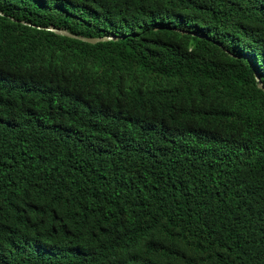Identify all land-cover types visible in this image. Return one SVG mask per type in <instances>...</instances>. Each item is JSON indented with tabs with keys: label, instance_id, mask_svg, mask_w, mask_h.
<instances>
[{
	"label": "trees",
	"instance_id": "obj_1",
	"mask_svg": "<svg viewBox=\"0 0 264 264\" xmlns=\"http://www.w3.org/2000/svg\"><path fill=\"white\" fill-rule=\"evenodd\" d=\"M254 71L264 0H0V264H264Z\"/></svg>",
	"mask_w": 264,
	"mask_h": 264
},
{
	"label": "water",
	"instance_id": "obj_2",
	"mask_svg": "<svg viewBox=\"0 0 264 264\" xmlns=\"http://www.w3.org/2000/svg\"><path fill=\"white\" fill-rule=\"evenodd\" d=\"M49 30L55 32L58 35H62V36L70 37V38L79 39L80 41H83V42H86V43H89V44H97V43L108 42V41H117L119 39H123L124 38L123 36L103 37V38H83V37H78V36L72 35L71 33L67 32L65 30H57V29H54V28H50ZM176 31L181 32V33L188 34L187 32H184V31H180V30H176ZM193 35L194 36H199L201 38H206V37L200 36V35H198L196 33H193ZM219 46L221 48H223L222 45L219 44ZM231 56L234 57V58H240V57H237V56H234V55H231ZM254 73H255V78H256V80L258 82V87L262 91H264V84L261 81V78H260L259 73L257 71H254Z\"/></svg>",
	"mask_w": 264,
	"mask_h": 264
}]
</instances>
